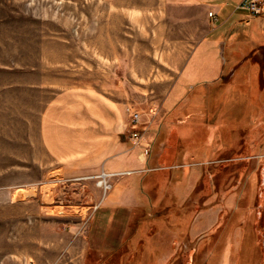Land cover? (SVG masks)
<instances>
[{
  "label": "rangeland",
  "instance_id": "1",
  "mask_svg": "<svg viewBox=\"0 0 264 264\" xmlns=\"http://www.w3.org/2000/svg\"><path fill=\"white\" fill-rule=\"evenodd\" d=\"M206 25L171 0H0V264H264V20L199 81ZM75 85L142 111L151 151L108 183L41 143L44 104ZM179 180L186 200L157 193ZM118 185L146 202L127 224L99 211Z\"/></svg>",
  "mask_w": 264,
  "mask_h": 264
},
{
  "label": "crops",
  "instance_id": "2",
  "mask_svg": "<svg viewBox=\"0 0 264 264\" xmlns=\"http://www.w3.org/2000/svg\"><path fill=\"white\" fill-rule=\"evenodd\" d=\"M171 1L178 6L197 7L207 22L206 29L187 62L188 64L193 60L192 69L196 64L205 65L199 81L215 78L220 74L228 53L222 47L225 48L232 42L230 37L238 40L240 32L246 31L249 40L257 41V33H262L259 28L264 20V13L251 15L248 10L238 8L241 0ZM240 10L246 13L237 14ZM210 11L214 15L207 14ZM199 49L209 53L203 60V57L193 59ZM129 130L128 113L118 100L97 89L81 85L59 89L49 98L41 112L39 129L46 153L60 165V169L71 173L98 170L119 173L133 170L128 165L132 163V152L136 147ZM147 159L148 156L145 163ZM124 188L116 186L103 199L99 211L111 221L127 224L129 218L132 217L133 220L135 213L143 210L146 202L137 200L126 193Z\"/></svg>",
  "mask_w": 264,
  "mask_h": 264
},
{
  "label": "built area",
  "instance_id": "3",
  "mask_svg": "<svg viewBox=\"0 0 264 264\" xmlns=\"http://www.w3.org/2000/svg\"><path fill=\"white\" fill-rule=\"evenodd\" d=\"M238 8L246 9L250 12L251 15H260L264 12V0H241L238 4ZM209 15H214L212 11L209 12ZM126 111L129 116V134L130 138L133 140L135 147L144 148L145 153H149L151 151L152 143L150 140H146L144 138L146 128H138L137 126L142 121V111L136 110L131 106L126 107ZM115 174V173H114ZM107 175H112V173H106L105 171H101L99 177H101V184L108 183Z\"/></svg>",
  "mask_w": 264,
  "mask_h": 264
},
{
  "label": "flooded vegetation",
  "instance_id": "4",
  "mask_svg": "<svg viewBox=\"0 0 264 264\" xmlns=\"http://www.w3.org/2000/svg\"><path fill=\"white\" fill-rule=\"evenodd\" d=\"M259 59L260 60H264V48H262V50H260V52L257 54V57H255L256 62ZM260 73L261 74L259 76L262 77L264 75V71H262ZM250 87H252V86H250ZM195 135H197L196 137H198L200 135V130L199 131L197 130V133H195ZM175 157H176V152H174V154L172 155V160L175 159ZM162 174H164V172H162ZM143 183H145V182H143ZM150 183L147 182V186L148 185L150 186ZM188 184H189L188 180L186 182L181 181V180H179V182H175V181L174 182H170V181H168L165 185H162V186L159 184V182L158 183H154V185L157 186L156 189H158L157 193H159L161 196H163L162 198L165 197L166 200H170V197H167V195H166L167 192H166V190L164 191V188H169V190L170 189H175V193H176V188H179L180 195H178V197L176 195H172V197L174 196L176 198H180V200H184V199L186 200L188 198V194L190 193V192L188 194L185 193V190H186ZM149 198H151V197L149 196ZM151 201H152V198H151ZM175 217H176V220H180V223L182 222V219L185 218L184 214H182L181 212L180 213L178 212ZM177 227H178V229H181V230H183L185 228L187 229V226H185L184 224H182L180 226H177ZM166 231H170V233H171L170 235H172V233L175 231V228L164 229V231L162 232L163 233V237H165L167 235Z\"/></svg>",
  "mask_w": 264,
  "mask_h": 264
}]
</instances>
